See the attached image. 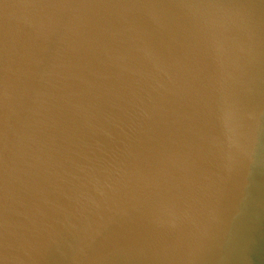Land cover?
Wrapping results in <instances>:
<instances>
[{"label":"water","instance_id":"obj_1","mask_svg":"<svg viewBox=\"0 0 264 264\" xmlns=\"http://www.w3.org/2000/svg\"><path fill=\"white\" fill-rule=\"evenodd\" d=\"M0 264H264V0H0Z\"/></svg>","mask_w":264,"mask_h":264},{"label":"snow or ice","instance_id":"obj_2","mask_svg":"<svg viewBox=\"0 0 264 264\" xmlns=\"http://www.w3.org/2000/svg\"><path fill=\"white\" fill-rule=\"evenodd\" d=\"M3 94L6 96V87L4 88Z\"/></svg>","mask_w":264,"mask_h":264}]
</instances>
